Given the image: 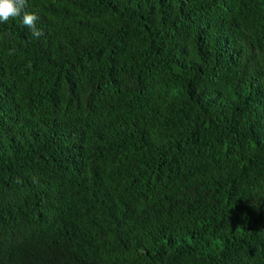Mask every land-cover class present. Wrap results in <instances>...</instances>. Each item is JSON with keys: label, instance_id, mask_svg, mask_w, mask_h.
<instances>
[{"label": "trees", "instance_id": "16d2710c", "mask_svg": "<svg viewBox=\"0 0 264 264\" xmlns=\"http://www.w3.org/2000/svg\"><path fill=\"white\" fill-rule=\"evenodd\" d=\"M25 11L42 37L0 23V264H264V0Z\"/></svg>", "mask_w": 264, "mask_h": 264}, {"label": "clouds", "instance_id": "9594fccd", "mask_svg": "<svg viewBox=\"0 0 264 264\" xmlns=\"http://www.w3.org/2000/svg\"><path fill=\"white\" fill-rule=\"evenodd\" d=\"M28 0H0V23H7L11 19L22 17V24L28 28L31 35L40 38L44 32L37 27L40 17L35 12H27ZM15 49L11 50L14 53Z\"/></svg>", "mask_w": 264, "mask_h": 264}]
</instances>
